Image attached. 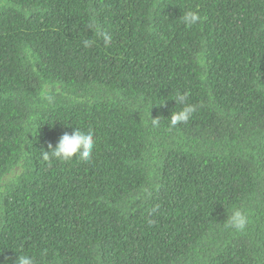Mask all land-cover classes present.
<instances>
[{
  "label": "trees",
  "instance_id": "obj_1",
  "mask_svg": "<svg viewBox=\"0 0 264 264\" xmlns=\"http://www.w3.org/2000/svg\"><path fill=\"white\" fill-rule=\"evenodd\" d=\"M92 20L109 45L83 46ZM75 128L91 160L44 161ZM17 254L264 264V0H0V264Z\"/></svg>",
  "mask_w": 264,
  "mask_h": 264
},
{
  "label": "clouds",
  "instance_id": "obj_2",
  "mask_svg": "<svg viewBox=\"0 0 264 264\" xmlns=\"http://www.w3.org/2000/svg\"><path fill=\"white\" fill-rule=\"evenodd\" d=\"M201 19L199 12L192 10L185 12L182 17L183 23L189 28L200 23ZM86 27L88 30H91L94 35L93 38H88L83 41V46L85 48L91 47L94 38L97 37L103 39L105 46L111 43L112 37L95 20L90 21ZM186 95L187 94L179 95L175 100L176 103L183 105V107L179 111L174 110L170 115V126L172 127L187 123L195 110L193 106L185 103ZM150 121L153 126H158L160 119H152L150 117ZM94 145V135L91 130L75 128L71 133L65 132L59 138L54 148L49 144L48 150H42L41 155L44 161H49L51 159L69 161L75 157L88 162L92 158ZM227 222L229 226L237 230H244L247 226L248 218L244 212L236 209L228 217ZM14 264H35V259L27 254H17Z\"/></svg>",
  "mask_w": 264,
  "mask_h": 264
}]
</instances>
